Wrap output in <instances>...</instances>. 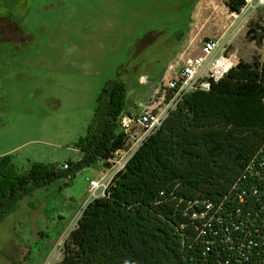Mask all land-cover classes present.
<instances>
[{
    "label": "trees",
    "instance_id": "trees-1",
    "mask_svg": "<svg viewBox=\"0 0 264 264\" xmlns=\"http://www.w3.org/2000/svg\"><path fill=\"white\" fill-rule=\"evenodd\" d=\"M243 5L228 3L236 13ZM7 33L0 42L15 39ZM127 99L122 80L106 83L78 144L82 158L67 169L19 174L0 160V224L35 191L108 166L125 145ZM109 192L84 209L55 264H264V62L240 60L209 90L186 94Z\"/></svg>",
    "mask_w": 264,
    "mask_h": 264
},
{
    "label": "rangeland",
    "instance_id": "rangeland-1",
    "mask_svg": "<svg viewBox=\"0 0 264 264\" xmlns=\"http://www.w3.org/2000/svg\"><path fill=\"white\" fill-rule=\"evenodd\" d=\"M229 2L0 0V17L20 26L0 21V29L15 38L0 42V160L10 158L19 174L37 165L79 162L78 144L106 83H125L130 109L175 62L184 38L158 48L154 60L146 55L155 44L154 31L186 35L191 29L198 41L217 36L238 61L264 62V7L235 19ZM145 73L147 85L140 87L137 78ZM106 167H85L71 180H56L26 196L0 224V264L61 261L90 181Z\"/></svg>",
    "mask_w": 264,
    "mask_h": 264
},
{
    "label": "built area",
    "instance_id": "built-area-1",
    "mask_svg": "<svg viewBox=\"0 0 264 264\" xmlns=\"http://www.w3.org/2000/svg\"><path fill=\"white\" fill-rule=\"evenodd\" d=\"M262 7L264 0H244L240 12H233L232 16L236 19ZM194 50L198 53L193 54ZM238 62L235 55L227 52L223 38L208 36L198 41L197 37H193L190 47L181 55L178 62L169 66L156 94L143 106L140 114L136 116L123 114L120 117L119 122L126 135L125 145L107 160L108 166L100 178L90 181L89 197L79 212L76 224L91 202L110 196V187L115 177L126 169L144 141L162 126L184 96L196 90H209L212 82L224 78ZM68 167V164L62 166L63 169Z\"/></svg>",
    "mask_w": 264,
    "mask_h": 264
},
{
    "label": "crops",
    "instance_id": "crops-1",
    "mask_svg": "<svg viewBox=\"0 0 264 264\" xmlns=\"http://www.w3.org/2000/svg\"><path fill=\"white\" fill-rule=\"evenodd\" d=\"M164 26L165 27H169V24L166 22L164 24ZM190 33H191V29L186 35H184L183 33H179V32L167 34L166 30H164V31H154V35H155L154 42H155V44L153 46L151 45L152 46L151 48H148L150 50V52L148 54L146 53V55H148L150 57H153V58L154 57H158L156 55L158 53V48H162L163 46H166V47L172 46V45H174L175 42H180L184 38V42H183V44L181 46V50L179 52H177L176 55L173 58L175 60V62L171 63L170 65L176 64L178 62L179 58L181 57V55L184 52H186L187 49L190 47V44H191V41H192V38H193V37L190 36ZM145 49H147V48H145ZM155 59L156 58H154V60ZM149 67H151V64L149 65ZM148 77H149V75L146 74V73L140 75L137 78L138 85L140 87H145L147 85L146 81H147ZM162 78H163V76L161 77V80H162ZM161 80L159 81V84H160ZM158 86H156V87L154 86V87L148 89V92H146V94H145V98L140 100L138 104H136V103L130 104L131 108L130 109L129 108L125 109V114L129 115V116L139 115L140 112L142 111L143 106L146 105V103H148L154 97V95L156 94ZM126 88H127V86H126ZM151 91H153V92H151ZM20 206H21V203H20V205H19L17 210L20 209ZM11 215H9V216H11ZM6 218H8V216ZM6 218H5V220H6ZM14 230H15V226H14Z\"/></svg>",
    "mask_w": 264,
    "mask_h": 264
},
{
    "label": "flooded vegetation",
    "instance_id": "flooded-vegetation-1",
    "mask_svg": "<svg viewBox=\"0 0 264 264\" xmlns=\"http://www.w3.org/2000/svg\"><path fill=\"white\" fill-rule=\"evenodd\" d=\"M13 22V21H12ZM14 24H16V26H18L17 25V23L16 22H13ZM5 32L7 31V28H2Z\"/></svg>",
    "mask_w": 264,
    "mask_h": 264
}]
</instances>
